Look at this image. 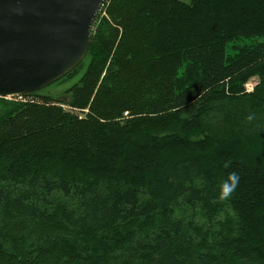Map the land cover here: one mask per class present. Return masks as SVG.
<instances>
[{
    "label": "trees",
    "instance_id": "16d2710c",
    "mask_svg": "<svg viewBox=\"0 0 264 264\" xmlns=\"http://www.w3.org/2000/svg\"><path fill=\"white\" fill-rule=\"evenodd\" d=\"M107 12L67 104L0 116V264H264V0Z\"/></svg>",
    "mask_w": 264,
    "mask_h": 264
},
{
    "label": "water",
    "instance_id": "95a60500",
    "mask_svg": "<svg viewBox=\"0 0 264 264\" xmlns=\"http://www.w3.org/2000/svg\"><path fill=\"white\" fill-rule=\"evenodd\" d=\"M105 0H0V97L60 81L85 59Z\"/></svg>",
    "mask_w": 264,
    "mask_h": 264
},
{
    "label": "rangeland",
    "instance_id": "374dc122",
    "mask_svg": "<svg viewBox=\"0 0 264 264\" xmlns=\"http://www.w3.org/2000/svg\"><path fill=\"white\" fill-rule=\"evenodd\" d=\"M106 1L107 0L104 1L103 5H102V7L98 13V16L101 15V16L105 17V19L109 20V17L107 16V14H108L107 9L111 3V0H108L107 3H106ZM180 1L182 3H189L190 0H180ZM260 42H262L261 39L248 40V39L242 38L236 42L229 44L228 52H227L228 56H230L232 58V57L236 56L237 54H239L240 50L243 47L254 46ZM88 63H89V61L86 60L84 63L85 67L83 68V71L81 73H79L76 76V78H74L72 81L67 79V80H64L60 83L56 82L55 85H52V86H49L43 90L37 91V93H38L37 95L38 96H48V97H51L53 99V101H58L62 104H67L69 101V95H67V89H69L74 83L77 82V80L81 77L84 70L88 66ZM187 70H188L187 68H184L180 71V73L178 74L179 79H181V78L186 79L185 75L187 74ZM258 83H259V79L255 77V78L250 79L247 82V84L244 85V87H246L247 92H252L254 90V87ZM37 95H35V96H37ZM35 96H33V97L21 96V97H12V98L11 97H9V98H1L0 97V116L7 110V107L9 108V104H7V102H14V103L15 102H21V103L34 102L36 100L34 98ZM64 108H65V110L73 111L76 115H80L81 118L84 117L85 113H80V111H78V110H72L70 107H68L66 105L64 106ZM155 222H156V220L153 219L151 221H147V223L144 224V226L147 228V231H145L146 233L155 227Z\"/></svg>",
    "mask_w": 264,
    "mask_h": 264
},
{
    "label": "clouds",
    "instance_id": "9594fccd",
    "mask_svg": "<svg viewBox=\"0 0 264 264\" xmlns=\"http://www.w3.org/2000/svg\"><path fill=\"white\" fill-rule=\"evenodd\" d=\"M239 176L236 172H232L229 176L227 181L224 182L220 195H219V199L221 200H225L227 199L230 194L235 190V188L237 187L238 183H239Z\"/></svg>",
    "mask_w": 264,
    "mask_h": 264
}]
</instances>
